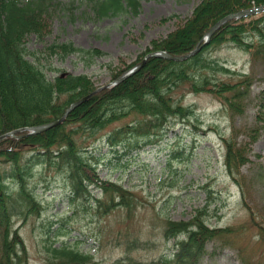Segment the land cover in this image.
Wrapping results in <instances>:
<instances>
[{
  "label": "rangeland",
  "instance_id": "rangeland-1",
  "mask_svg": "<svg viewBox=\"0 0 264 264\" xmlns=\"http://www.w3.org/2000/svg\"><path fill=\"white\" fill-rule=\"evenodd\" d=\"M202 1L141 0L135 13L96 20L86 0H51L49 34L42 39L26 37L25 57L49 81L60 74L83 75L95 88L107 86L114 75L155 52V45L190 21ZM259 24L264 31V19ZM68 43L102 55L89 59L71 54L60 59L45 52L52 44ZM204 56L226 67L230 74L218 76L225 82L237 84L242 80L239 74L247 77L241 110L223 109L214 95L187 93L183 104L193 108L195 117L185 123L170 120L157 143L151 138L153 142L144 145L142 140L124 155L121 149L116 153L109 148L102 135L88 148L99 159L96 174L131 192L130 213L120 209L98 216L95 207L81 198L69 201L71 189L64 174L34 166L27 187L42 211L37 218L15 221L29 264H45V247L63 244L94 256L96 264L169 257L174 241H165L164 222L189 221L197 210H205L209 228L233 232L228 239L231 247L220 248L223 237L209 241L199 264H241L240 255L251 264H264V245L256 235L264 226V62L256 58L251 63L247 53L232 45L207 50ZM253 131L258 133L255 140ZM223 140L248 150L239 176L243 194L225 169ZM4 167L0 164V170Z\"/></svg>",
  "mask_w": 264,
  "mask_h": 264
},
{
  "label": "trees",
  "instance_id": "trees-1",
  "mask_svg": "<svg viewBox=\"0 0 264 264\" xmlns=\"http://www.w3.org/2000/svg\"><path fill=\"white\" fill-rule=\"evenodd\" d=\"M140 1L88 0L87 5L93 17L102 20L135 13ZM260 5H264V0H203L190 21L155 45L154 51L174 57L186 55L199 44L201 47L202 39L219 20ZM50 7V0H0V136L55 121L71 103L96 90L83 75L66 74L51 82L42 70L25 58V38L35 35L42 39L49 34ZM262 19L264 13L230 21L215 31L208 44L189 60L177 63L149 59L138 72L116 86L96 92L71 111L63 124L38 135L20 137L21 133H17L15 138L1 141L0 162L5 167L0 171V264H29L15 221L23 222L40 214L41 208L27 187L33 165L44 164L47 172H67L73 198L82 197L88 201L91 195L87 187L99 188L103 192V200H95L99 214L101 210L106 214L120 209L130 212L132 194L118 184L97 178L94 165L99 159L88 152L94 142L103 135L106 145L122 143L123 149L130 152L139 147L142 140L145 144L151 143L150 138L159 141L161 131L170 120L185 123L195 117L193 108L183 104V95L187 93L214 95L221 100L223 108L240 111V103L248 89L247 77L239 74L242 80L236 81L237 84L221 80L219 74L230 72L204 54L229 44L247 52L251 59L259 58L264 62V31L259 27ZM45 52L60 59L71 54L89 59L102 55L96 50L82 51L69 43L52 44ZM121 74L114 75L113 80ZM257 137L258 133L253 131L252 140ZM223 142L226 171L242 190L239 171L247 163V150L237 148L235 142ZM4 179L13 182L6 183ZM83 194H87V199ZM205 216V210H197L187 222H165L166 240L177 236H185V240L174 244L175 253L171 258L160 257L146 264H199L207 241L217 237H223L224 244L220 247H231L228 239L232 229H211L205 225ZM259 230L256 235L264 245V226L260 225ZM45 249V264H93L91 256L69 246L50 245ZM239 257L241 264L252 263Z\"/></svg>",
  "mask_w": 264,
  "mask_h": 264
},
{
  "label": "water",
  "instance_id": "water-1",
  "mask_svg": "<svg viewBox=\"0 0 264 264\" xmlns=\"http://www.w3.org/2000/svg\"><path fill=\"white\" fill-rule=\"evenodd\" d=\"M264 11V6L261 7V8H257V9H254V10H249V11H245V12H240L238 14H235V15H230L226 18H224L223 20H221L220 22H218L208 33V36H210L219 26H221L223 23L231 20V19H234V18H242V17H245V16H249V15H253L255 13H259V12H263ZM197 50H194L193 52H191L190 54L188 55H185V56H181V57H171V56H168L166 55L165 53H150L148 54L140 64H138L137 66H135L134 68H132L131 70H129L127 73H125L124 75H122L121 77H119L115 83H119L121 82L122 80H124L126 77L136 73L138 70H140L144 64L146 63L147 59L149 58H158V59H164V60H168V61H173V62H182V61H185L187 59H189L191 56H193L195 53H196ZM108 87V86H107ZM101 89V88H100ZM99 90V89H98ZM98 90H96L95 92H97ZM95 92L81 98L80 100L74 102L73 104H71L65 111L64 115L57 121V122H54L52 124H49L47 127H39V128H34L33 131L35 133H40V132H43L44 130L48 129L49 127L51 126H54V125H57V124H60L61 122H63V120L65 119L66 115L71 112L73 109H75L76 107H78L79 105H81L82 103H84L85 101H87ZM7 136H12V134H6L4 136H1L0 137V140L6 138Z\"/></svg>",
  "mask_w": 264,
  "mask_h": 264
}]
</instances>
